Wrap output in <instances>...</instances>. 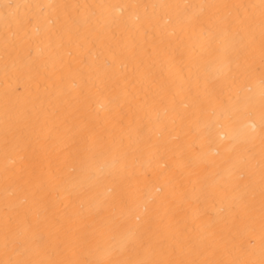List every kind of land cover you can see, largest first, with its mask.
I'll list each match as a JSON object with an SVG mask.
<instances>
[{"label": "snow or ice", "instance_id": "snow-or-ice-1", "mask_svg": "<svg viewBox=\"0 0 264 264\" xmlns=\"http://www.w3.org/2000/svg\"><path fill=\"white\" fill-rule=\"evenodd\" d=\"M0 264H264V0H0Z\"/></svg>", "mask_w": 264, "mask_h": 264}]
</instances>
